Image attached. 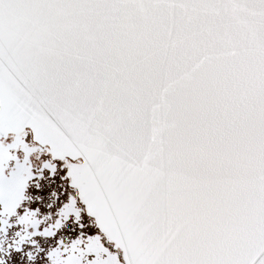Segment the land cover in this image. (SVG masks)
I'll use <instances>...</instances> for the list:
<instances>
[{"label":"snow or ice","instance_id":"snow-or-ice-1","mask_svg":"<svg viewBox=\"0 0 264 264\" xmlns=\"http://www.w3.org/2000/svg\"><path fill=\"white\" fill-rule=\"evenodd\" d=\"M0 264H264V0H0Z\"/></svg>","mask_w":264,"mask_h":264}]
</instances>
